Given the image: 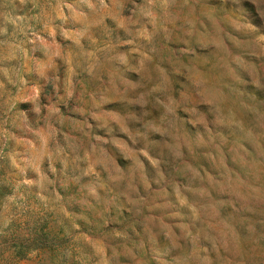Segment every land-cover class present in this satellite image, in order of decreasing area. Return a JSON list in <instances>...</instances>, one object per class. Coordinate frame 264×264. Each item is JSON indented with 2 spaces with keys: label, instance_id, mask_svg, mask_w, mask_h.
<instances>
[{
  "label": "rangeland",
  "instance_id": "1",
  "mask_svg": "<svg viewBox=\"0 0 264 264\" xmlns=\"http://www.w3.org/2000/svg\"><path fill=\"white\" fill-rule=\"evenodd\" d=\"M0 264H264V0H0Z\"/></svg>",
  "mask_w": 264,
  "mask_h": 264
}]
</instances>
